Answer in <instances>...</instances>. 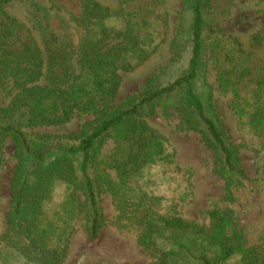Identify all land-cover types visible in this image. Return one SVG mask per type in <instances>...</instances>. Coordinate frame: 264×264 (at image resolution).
<instances>
[{
  "label": "trees",
  "instance_id": "trees-1",
  "mask_svg": "<svg viewBox=\"0 0 264 264\" xmlns=\"http://www.w3.org/2000/svg\"><path fill=\"white\" fill-rule=\"evenodd\" d=\"M136 1L114 8L100 0H0V102L9 99L0 105V172L8 139L15 156L0 264H65L79 221L86 219L91 241L106 226L103 192L118 225L138 231L151 264H264V241H249L231 207L207 210L208 223H200L161 212L162 197L140 183L146 167L174 163L166 138L147 123L161 112L201 135L229 202L254 187L205 76L213 57L218 88L232 94L236 114L252 131L264 133V58L245 53L239 42L236 54L225 48L213 12L221 0H182L184 16L171 42L174 73L159 71L117 105L121 72L156 47L148 19L160 0H144L143 9ZM9 6L22 7L27 20ZM253 40L262 46L264 32ZM81 115L90 118L78 132L29 130ZM108 140L114 145L105 153ZM59 182L67 185L65 199L49 210Z\"/></svg>",
  "mask_w": 264,
  "mask_h": 264
},
{
  "label": "rangeland",
  "instance_id": "rangeland-1",
  "mask_svg": "<svg viewBox=\"0 0 264 264\" xmlns=\"http://www.w3.org/2000/svg\"><path fill=\"white\" fill-rule=\"evenodd\" d=\"M47 2V0H38ZM114 8L120 0H100ZM141 2V4H138ZM135 5L146 8L147 1L137 0ZM149 16L151 31L155 39L154 52L142 64L131 71H122V85L116 104L123 103L128 97L140 93L147 79L159 71L163 76H170L176 67L171 63L173 49L172 39L175 37L182 21V0H160L152 7ZM10 12L26 21L22 7L9 6ZM215 29L224 40L225 48L237 53L239 42L246 53L264 58V44L254 45V35L264 32V0H234L226 4L216 2ZM231 52V53H232ZM223 60V58H222ZM223 64V61H222ZM217 70L214 58L208 59V71L205 82L213 87L214 100L220 113L223 125L231 139L238 146L243 167L254 179V187H250L238 196L236 202L225 198V182L218 175L212 152L204 145L201 135L192 130H184L178 126L176 118L165 117L161 112L147 118V123L159 131L167 140L168 152L174 155V163L158 160L144 170L140 183L155 195L162 197L160 210L163 213L179 212L185 218L208 223L206 211L215 206H229L239 217L250 242L264 241V174L259 169L264 167V133H255L240 118L232 105L233 96L218 88ZM8 98L0 105H6ZM90 116L81 115L70 122L58 126H41L29 129L32 132L66 135L78 132ZM108 140L104 152L113 147ZM104 157V156H102ZM15 164L14 146L7 140L4 151V163L0 172V237L4 238L8 229L7 214L10 208V181ZM264 168L262 169V171ZM116 176L115 171H111ZM67 185L57 183L53 199L48 203L52 210L65 199ZM102 202L107 220L100 236L91 241L86 229V219L76 225L71 235L70 248L65 264H151L152 256L138 242V231L135 227H120L116 210L111 197L103 192ZM264 243V242H263ZM13 256V255H12ZM11 256V257H12ZM24 264L23 262H12ZM231 263V261H230Z\"/></svg>",
  "mask_w": 264,
  "mask_h": 264
}]
</instances>
